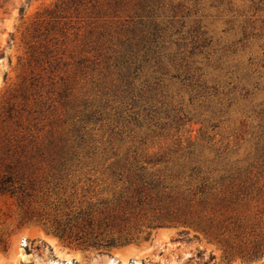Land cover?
Wrapping results in <instances>:
<instances>
[{"label": "rangeland", "instance_id": "rangeland-1", "mask_svg": "<svg viewBox=\"0 0 264 264\" xmlns=\"http://www.w3.org/2000/svg\"><path fill=\"white\" fill-rule=\"evenodd\" d=\"M152 7L0 0V156L54 142L76 151L103 197L130 174L115 165L164 185L129 213L137 239L108 253L23 223L0 194V264H264V0ZM152 21L167 72L152 62L135 79H161L147 114L122 68Z\"/></svg>", "mask_w": 264, "mask_h": 264}, {"label": "trees", "instance_id": "trees-1", "mask_svg": "<svg viewBox=\"0 0 264 264\" xmlns=\"http://www.w3.org/2000/svg\"><path fill=\"white\" fill-rule=\"evenodd\" d=\"M155 1L160 0H140L148 15L154 14L152 4ZM20 11L23 13L24 7ZM151 24L155 33L148 31L145 35V50L141 52L138 47L136 51L125 52L122 68V77L131 92L137 90L147 114L153 107L150 95L161 79L155 76L153 82L147 80L146 88L140 89L135 87V79L152 62L158 65L155 72L162 75L167 72L163 65V49L158 42L159 25L155 21ZM179 59L184 61L185 57ZM31 148V151L8 148L7 157L0 156V194L15 197L23 223L41 224L68 244L84 250L99 249V253H108L112 248L137 239L129 231V213L143 204L145 195L164 187L160 177H151L143 166L115 165L114 175L123 170L130 174L123 177L120 173L113 181L116 186L121 183V187L112 189V197H103L104 190L96 189L97 180L81 174L88 165L75 150L54 142Z\"/></svg>", "mask_w": 264, "mask_h": 264}]
</instances>
